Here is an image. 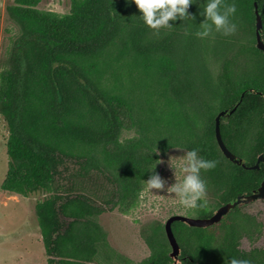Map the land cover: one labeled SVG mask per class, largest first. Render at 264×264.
<instances>
[{"label": "trees", "instance_id": "trees-1", "mask_svg": "<svg viewBox=\"0 0 264 264\" xmlns=\"http://www.w3.org/2000/svg\"><path fill=\"white\" fill-rule=\"evenodd\" d=\"M70 1L66 13L40 8L41 0L7 5L20 34L0 71V112L9 128L1 189L45 194L35 210L47 264H172L163 224L142 230L151 254L134 263L111 244L100 216L134 207L145 180L159 171V149L174 146L197 148L217 161L201 169L217 206L259 187L264 164L245 168L228 159L215 136V117L239 102L221 119V132L227 146L254 165L264 154V51L256 47L254 7L264 9V0H223L222 8L236 4L230 20L237 27L215 36L216 57H226L225 65L217 82L205 76L207 91H199L182 66L205 38L196 32L206 0L190 3L194 20H170L160 37L152 36L132 0ZM262 17L264 38V10ZM131 79L135 86L128 85ZM136 125V135L121 138L122 129ZM237 210L205 228L175 221L186 257L179 264H225L231 257L264 264V248L239 246L252 236L250 227H262L254 216L241 223ZM194 211L202 217L214 212L203 199Z\"/></svg>", "mask_w": 264, "mask_h": 264}, {"label": "rangeland", "instance_id": "rangeland-1", "mask_svg": "<svg viewBox=\"0 0 264 264\" xmlns=\"http://www.w3.org/2000/svg\"><path fill=\"white\" fill-rule=\"evenodd\" d=\"M13 1L0 0V71L5 66V60L12 44L20 34L19 26L11 20L6 9L7 5ZM195 1L201 2V0ZM70 6V0H41L39 4L42 9L61 13L69 11ZM160 32L161 30H155L152 32V36L160 37L162 36ZM218 33L213 30L205 37L206 39L203 38L197 42L199 51L191 53L188 60L186 59V63L184 62L182 65L193 73L198 85L200 84L199 91L208 89L206 75L211 76L210 81L217 82L218 75L223 72L225 60L222 59L226 57H216L218 48L215 46V36ZM229 56L233 57L234 55ZM244 59L240 58L238 64ZM180 60L182 62V59ZM134 81V79L129 80L128 85L135 86L136 81ZM214 104L216 108L220 105L217 101ZM140 117L142 116L137 118ZM203 120L206 121L205 117ZM139 131L140 128L137 125L133 129L124 128L121 131V138L131 137ZM8 135L7 122L0 112V264H47V254L41 240L35 210L36 202L42 199L45 194L37 191L24 197L1 189V184L9 169ZM189 149L182 146H174L166 151L159 149L161 154L157 174L165 181L164 188L149 189L146 184L137 199V204L129 211L123 212L117 206L100 216V221L108 232L111 244L134 263L146 259L151 254V249L142 236L143 229L148 228L151 224L165 225L166 220L173 214L202 217L199 212L194 211V207L183 205L178 195L167 191L170 185L183 179L185 173L182 171L181 165L184 154ZM205 175L201 170V177L206 181V192L201 199L204 200L207 210L215 211L219 206H217V200L214 199L209 179ZM106 187L112 189L113 186L110 182H106ZM240 213L253 215L255 221L262 227L260 231L252 233V236L242 237L241 247L246 250L253 247L264 248V199L242 205ZM240 213L237 210L235 214L241 223H245L246 217Z\"/></svg>", "mask_w": 264, "mask_h": 264}, {"label": "clouds", "instance_id": "clouds-1", "mask_svg": "<svg viewBox=\"0 0 264 264\" xmlns=\"http://www.w3.org/2000/svg\"><path fill=\"white\" fill-rule=\"evenodd\" d=\"M140 11V16L148 27L159 30L161 27H172L170 20H185L186 17H194L187 11L190 3L195 0H132ZM223 5V0H206L204 2L201 15L205 19L200 22L202 30L196 32L199 37L208 36L213 30L222 32L224 35L233 33L236 24L230 20V16L236 12V4ZM217 161L203 158L198 154L197 148L186 151L181 165L185 173L183 179L175 182L167 188L168 192L179 196L180 202L188 207L197 206L206 192V181L201 177V169L207 170L214 168ZM151 168L149 171H151ZM149 189L164 188L165 181L155 172L145 180ZM225 264H252L251 260L245 258L231 257Z\"/></svg>", "mask_w": 264, "mask_h": 264}, {"label": "water", "instance_id": "water-1", "mask_svg": "<svg viewBox=\"0 0 264 264\" xmlns=\"http://www.w3.org/2000/svg\"><path fill=\"white\" fill-rule=\"evenodd\" d=\"M263 6L259 7L258 3L255 2L254 12H255V32H256V47L264 51V38H263ZM252 91V90H251ZM258 91V90H256ZM241 97H244V93H242ZM239 102L232 107L231 109L221 110L215 117V136L217 142L219 144L220 149L224 153V155L230 159L232 162L239 164L245 168H259V164L262 162L264 164V154L261 153L257 161L254 165L248 166L246 162L238 156V154L234 153L225 143L222 132H221V119L224 116H229L231 113L235 111ZM256 199H264V179L258 188L254 189L253 192L249 194L239 195L236 199L230 200L226 203L220 205L211 215L205 217H192L184 214H173L171 215L165 222L164 228L165 233L167 235L169 244L171 246V250L169 255L171 257H177L181 251V245L177 239V236L174 232L173 223L175 221H183L186 222L190 226L194 227H210L216 223L222 221L223 217L228 214L236 205L241 203H249Z\"/></svg>", "mask_w": 264, "mask_h": 264}, {"label": "flooded vegetation", "instance_id": "flooded-vegetation-1", "mask_svg": "<svg viewBox=\"0 0 264 264\" xmlns=\"http://www.w3.org/2000/svg\"><path fill=\"white\" fill-rule=\"evenodd\" d=\"M225 109H228V108H223V109H221V110H225ZM220 112V111H219ZM225 118L226 117H229V116H224ZM223 118V117H222ZM247 164V163H246ZM249 166V165H248ZM237 198V197H236ZM256 200H259V199H256ZM256 200H254V201H256ZM254 201H251V202H249V203H252V202H254ZM249 203H247L246 202V204L245 203H241V204H238V205H236L237 206V209H238V213H240V208H241V206L242 205H247V204H249ZM241 214V213H240ZM241 215H244L245 217L247 216V214H241ZM248 216H253V215H251V214H248ZM251 229H250V235H252V233H255L256 232V227L255 226H252V227H250ZM247 236V235H246ZM240 246V248L242 249V250H246V249H243L242 247H241V245H239ZM171 247V246H170ZM252 248H250L249 250H246V251H250ZM170 250H171V248H170ZM170 252V251H169ZM171 257V256H170ZM184 258H186L183 254H182V248H181V251H180V253H179V255L177 256V257H171V259H172V264H179V263H181L182 261H183V259ZM188 259H190V261H192L193 262V259L192 258H188Z\"/></svg>", "mask_w": 264, "mask_h": 264}]
</instances>
